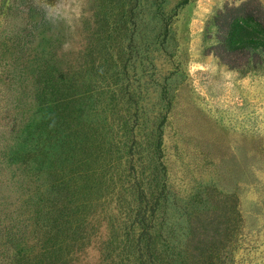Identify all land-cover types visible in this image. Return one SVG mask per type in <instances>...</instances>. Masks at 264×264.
Wrapping results in <instances>:
<instances>
[{
	"label": "rangeland",
	"instance_id": "obj_1",
	"mask_svg": "<svg viewBox=\"0 0 264 264\" xmlns=\"http://www.w3.org/2000/svg\"><path fill=\"white\" fill-rule=\"evenodd\" d=\"M243 1L0 0V264H264V64L211 49Z\"/></svg>",
	"mask_w": 264,
	"mask_h": 264
},
{
	"label": "trees",
	"instance_id": "obj_2",
	"mask_svg": "<svg viewBox=\"0 0 264 264\" xmlns=\"http://www.w3.org/2000/svg\"><path fill=\"white\" fill-rule=\"evenodd\" d=\"M214 20L218 40L211 49L222 63L237 69L250 62L264 64V7L259 0L225 6Z\"/></svg>",
	"mask_w": 264,
	"mask_h": 264
}]
</instances>
